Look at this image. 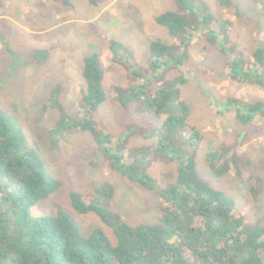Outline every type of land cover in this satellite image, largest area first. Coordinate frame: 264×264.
Segmentation results:
<instances>
[{"label":"rangeland","instance_id":"1","mask_svg":"<svg viewBox=\"0 0 264 264\" xmlns=\"http://www.w3.org/2000/svg\"><path fill=\"white\" fill-rule=\"evenodd\" d=\"M93 1L71 0L67 6L61 0H0V15L8 16L0 18V44L5 48L18 51L20 46H15L21 44L22 36L28 38L22 28L11 26L14 21L32 26L29 22L36 20L45 28L60 22L47 31L46 40L38 42L48 50L44 64L31 65L33 48L25 60L17 62L6 51L0 55V112L61 183L56 192L30 208L31 216H52L62 210L83 236L102 230L116 242L113 230L95 213L80 214L71 204L72 192L99 189L106 191L102 204L112 215L130 225L158 223L168 202L157 190L149 191L111 168L102 152L110 143L120 149L125 162L152 177L159 191L178 182L177 155L193 160L201 182L229 195L250 224H264V109L248 110L264 102V88L254 83L263 80L264 66L251 72L253 54L259 49L264 63V0ZM203 7L207 10L202 11ZM169 11L190 16L192 41L182 45L156 22L158 15ZM72 18L77 22H71ZM154 43L167 46L181 66L169 62L154 69ZM93 53L103 72L105 101L95 116L109 139L103 146L88 132H63L64 125L71 126L83 116V60ZM232 73L243 79H233ZM143 80L152 84L153 91L181 80L176 100L187 105L190 113L175 134L179 151L156 149L159 122L144 109L143 96L130 100L131 88L140 87ZM227 100L229 107L221 103ZM212 153L228 164L226 174L213 173L207 162Z\"/></svg>","mask_w":264,"mask_h":264},{"label":"trees","instance_id":"2","mask_svg":"<svg viewBox=\"0 0 264 264\" xmlns=\"http://www.w3.org/2000/svg\"><path fill=\"white\" fill-rule=\"evenodd\" d=\"M206 10L202 8V11ZM156 22L182 45L193 40L189 15L169 11L158 15ZM173 51L179 54L178 49ZM261 53L259 49L253 54L251 72L256 73L260 65L264 66L262 57L259 58ZM40 55L44 56V52L37 53L36 57ZM174 56L163 44L151 45L154 69L169 62L181 66ZM248 75L254 74L249 72ZM82 76L85 82L83 116L74 120L71 126L64 125L63 132L73 129L88 132L103 146V141L109 139L104 134L103 124L95 117L105 101L103 72L95 53L84 58ZM232 77L243 79L238 73H232ZM262 79L254 83L264 88V77ZM181 83V80L171 82L167 87L160 86L153 91L152 84L143 80L140 87L131 88L130 100L139 101L143 96L144 100L140 102L144 109L159 122L156 149L160 152L179 151L175 134L186 124L190 113L187 105L176 100ZM221 103L229 107L231 101ZM261 109H264L262 101L248 107L252 113ZM224 112L232 113L229 108ZM234 115L246 121L243 115ZM102 152L112 169L149 191L157 190L169 204L158 223L130 225L103 206L106 191L72 192L73 209L80 214L95 213L113 230L116 242L102 230L83 236L62 210L52 216H31L30 208L56 192L61 183L49 174L39 153L27 149L25 136L0 112V264H264V224H250L229 195L201 182L193 160L177 155L178 182L159 191L153 178L139 171L134 164L125 162L120 149L113 144L104 145ZM213 155L207 159L213 173L217 176L226 174L228 164Z\"/></svg>","mask_w":264,"mask_h":264},{"label":"crops","instance_id":"3","mask_svg":"<svg viewBox=\"0 0 264 264\" xmlns=\"http://www.w3.org/2000/svg\"><path fill=\"white\" fill-rule=\"evenodd\" d=\"M90 1L94 2L93 0H90ZM61 2L67 6H71V0H61ZM26 10L29 11L30 10L29 7H27ZM32 14L34 17L37 16V13H32ZM0 18L6 20L8 18V16L0 15ZM8 20H10V19H8ZM70 21L73 23L77 22V20H75L73 18ZM21 23H23V22H21ZM29 23H31L32 26H30L29 24H25V25L20 24L19 22H16V21H14L13 23H10L12 27L15 26V27L20 28V29L22 28L21 29L22 32L24 34H26L28 38L22 36L21 44L26 43L27 45L21 46V44H20V45L15 46V47L20 46L19 50L16 51L15 48H13V49H11L9 47L5 48L4 43H1L0 44V55L3 51H6L7 54L9 53L8 57H14L15 62H17L20 59L25 60V58H26L25 55L27 54L28 50L30 48H33L34 50H36V52L31 55L30 62H31V65L33 67H37L38 65L44 64L49 59L48 50L44 46L39 45L38 42L46 40L48 32L51 31V29H54V28L56 29V27L60 26V22H58V21L54 22V25L49 27V28H45V24L43 22H39L36 20L33 22H29ZM33 41H36L37 43H33ZM41 52H44V56L40 55V57L37 58L36 54L41 53Z\"/></svg>","mask_w":264,"mask_h":264}]
</instances>
